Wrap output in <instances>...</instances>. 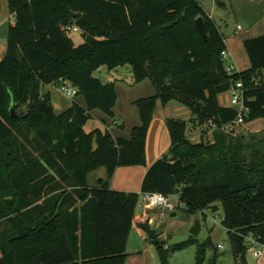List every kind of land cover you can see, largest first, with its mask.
<instances>
[{"label":"trees","instance_id":"obj_1","mask_svg":"<svg viewBox=\"0 0 264 264\" xmlns=\"http://www.w3.org/2000/svg\"><path fill=\"white\" fill-rule=\"evenodd\" d=\"M8 6L15 22L0 57V223L13 234L0 232V264H126L140 195L151 191L179 195L193 214L221 201L235 264H249V237L264 245V137L224 130L238 109L221 105L219 95L241 80L245 122L264 117V34L244 41L251 66L235 71L225 65L226 36L200 0H8ZM200 16L206 35L196 25ZM67 26L82 30L81 44ZM127 64L136 82L149 78L156 89L134 101L141 124L129 137L87 132L94 110L114 116L118 102L116 85L94 72ZM62 79L84 103L57 113L42 86ZM175 99L191 109L202 138L210 130L213 137L193 142L186 120L168 119L172 145L146 172L141 192L112 189L119 167L146 164L158 102ZM101 167L106 177L89 186V174ZM142 227L162 264L191 245L195 264H206L210 238L166 246L156 230ZM220 256L217 246L208 264Z\"/></svg>","mask_w":264,"mask_h":264},{"label":"rangeland","instance_id":"obj_2","mask_svg":"<svg viewBox=\"0 0 264 264\" xmlns=\"http://www.w3.org/2000/svg\"><path fill=\"white\" fill-rule=\"evenodd\" d=\"M3 3V8L0 14V55L7 50V36L9 25L13 22L10 19V11L8 7V0H0ZM200 2L208 9L214 6V19L220 26L221 31L225 34L227 39V53L228 57L225 58V65L230 67L234 59L237 61V66L240 69H246L251 66V62L246 51L244 41L264 34V0H200ZM70 37L76 45L84 41L82 30L70 31ZM4 53V55H5ZM94 76L102 83H114L118 91V103L115 107V115L109 116L102 112L100 109L93 111L92 117L87 121L84 128L86 131H92L95 128L102 127L111 131L114 137L118 135L129 137L131 130L134 126L140 125L141 120L135 122L134 112L139 110L135 100L152 96L156 93V89L149 78L136 82L134 71L131 65L119 66L115 69H110L107 65H103L94 72ZM42 89L49 90L52 96L55 110L60 113L70 107L75 101L84 103L81 96L70 97L63 93L55 85H43ZM232 91H226L223 95L231 96ZM162 103L159 101L155 109L154 116L157 119L167 117L166 122L170 118L183 119L188 122L187 136L193 142H198L201 139L212 138V132L208 131L203 136L201 128L192 127L191 119L193 117L191 109L179 100H172L167 110H163ZM164 106V105H163ZM133 112V113H132ZM153 116V118H154ZM153 120V119H152ZM118 122V125L115 123ZM251 125L264 122V117L259 118ZM126 123V128L122 129L120 124ZM152 123V122H151ZM136 124V125H135ZM240 130V127L237 128ZM242 132V131H241ZM241 132L236 133L240 135ZM169 151V149H168ZM168 151L165 153L167 154ZM164 154V155H165ZM101 177H106V168L101 167L89 174V186L94 187L97 185V180ZM179 196V195H178ZM143 198L140 196L139 207H142ZM215 208H207L204 211L191 213L186 205L178 206L174 211L163 210V215L159 209L153 212L158 216L155 227L159 232H163L165 236L161 239L164 240L166 246L177 245L185 240L190 239L192 236L196 237L199 242H204L211 239L212 245L207 250L206 264L215 253V247L221 245L219 253L221 254L218 264H235V258L232 252L231 241L227 232V228L223 225L222 220L224 217L223 205L221 201L214 203ZM199 223L200 230L198 235L191 232V228ZM0 232L13 234L11 225L5 221L0 223ZM149 248V255L146 264H160L159 253L156 246L151 242ZM260 248L264 250V245H257L254 248L252 245L247 253V259L251 264L256 262L254 250ZM133 249L131 244L130 250ZM197 245H191L186 249L175 250L170 255V264H195L196 262ZM151 253V254H150ZM2 251L0 249V256ZM133 261V262H132ZM135 259H130L129 264H138ZM127 264V262H126Z\"/></svg>","mask_w":264,"mask_h":264},{"label":"crops","instance_id":"obj_3","mask_svg":"<svg viewBox=\"0 0 264 264\" xmlns=\"http://www.w3.org/2000/svg\"><path fill=\"white\" fill-rule=\"evenodd\" d=\"M216 1V0H215ZM204 6V5H203ZM9 7V6H8ZM205 7V6H204ZM2 8H3V3H2ZM207 12L210 14L211 17L214 18L213 11H214V6L210 9L206 8ZM14 19L11 24H14L15 22V16L14 14L10 13V19ZM227 43V39H226ZM228 48V46H227ZM4 53L0 55V57L4 56ZM233 66L235 71H244L246 69H240L237 66V61L234 59ZM250 68V67H249ZM263 78H264V71H263ZM43 92H50L49 90H43ZM51 93V92H50ZM224 93H221L219 95V102L223 106H228V107H235L231 103V96L229 97L228 95H223ZM53 103V102H52ZM118 103V102H117ZM170 103H167L166 105H162L163 110H167L170 106ZM54 105V103H53ZM55 108V106H54ZM158 109V108H156ZM134 112V113H133ZM132 113L134 114V119L135 122L138 121V118L140 120V117L138 116V111H133ZM164 118L162 119H157L155 116L152 120V123L150 125L149 131H148V136H147V142H146V164L145 165H134V166H122L119 167L113 178L111 179L110 186L112 189L115 190H122V191H127V192H141V187H142V181L143 178L150 168V166L159 158H161L167 151L170 149L172 145V140L170 136V132L167 126L166 119L167 117L163 116ZM259 119V118H257ZM257 119L251 120L249 122H245L240 126L239 132L243 133H252L255 135L257 138H263L264 137V122L257 123V125H251L253 122ZM115 123L118 125V122L115 121ZM123 124L126 126V123L123 122ZM136 125V124H135ZM137 126V125H136ZM193 127V125H192ZM102 130H105V128L98 127ZM126 128V127H125ZM124 128V129H125ZM88 132V131H87ZM212 132V130H210ZM201 135V133H200ZM104 178V177H103ZM155 209H150L147 211V221H142L141 217L144 211L143 207H138L136 209V216L134 218L133 222V227L131 229L126 251L128 253L127 256V264H129L130 259H135L138 264H146L145 260H147V257L149 255V248L151 246V239L148 236V233L144 230L142 227L143 224H148L152 229L156 230L157 233L159 234V237L162 238L164 235L163 232H159L158 229L154 226L155 223H157L158 216L153 212ZM163 215V210L159 209ZM133 246V249L130 250V246ZM151 254V253H150ZM160 257V256H159ZM256 262L254 264H264V250L263 253L260 257H256ZM133 262V261H132ZM248 263L251 264L248 260ZM160 264L161 259H160Z\"/></svg>","mask_w":264,"mask_h":264},{"label":"built area","instance_id":"obj_4","mask_svg":"<svg viewBox=\"0 0 264 264\" xmlns=\"http://www.w3.org/2000/svg\"><path fill=\"white\" fill-rule=\"evenodd\" d=\"M67 30L70 31H79V28L76 26H67ZM224 57H228L227 51L223 53ZM229 70H234L233 66L228 67ZM57 86L63 93L67 96L75 97L78 95V88L74 86L70 81L62 79ZM231 103L238 109L237 118L228 123L223 127L226 131H232L235 134L239 132L237 128H239L242 124L245 123L246 116L249 113V108L245 104V95H244V84L240 80L233 86L231 89ZM213 129L215 125L212 124ZM143 198L142 207L144 208L141 220L147 221V211L150 209H162V210H170L174 211L178 206L184 205V202L180 199L177 194H165L162 192L151 191L141 193ZM250 244L254 248L260 244L257 239L253 236L249 237ZM221 245H218L220 247ZM263 253V250L257 248L254 250V256L260 257Z\"/></svg>","mask_w":264,"mask_h":264},{"label":"water","instance_id":"obj_5","mask_svg":"<svg viewBox=\"0 0 264 264\" xmlns=\"http://www.w3.org/2000/svg\"><path fill=\"white\" fill-rule=\"evenodd\" d=\"M74 15H75L76 17H80V16H81V13H77V14H74ZM196 25H197L198 29L201 31V33H202L203 35H206V29H205L204 19H203L202 16H200V17H198V18L196 19ZM10 110H11L12 115H15V113H14V108L11 107ZM199 230H200V225H199V223L197 222V223L191 228V232H192V234H194V235H198Z\"/></svg>","mask_w":264,"mask_h":264}]
</instances>
